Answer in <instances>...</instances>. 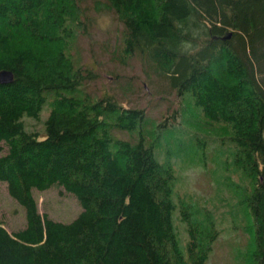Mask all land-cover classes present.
Instances as JSON below:
<instances>
[{"label": "trees", "instance_id": "16d2710c", "mask_svg": "<svg viewBox=\"0 0 264 264\" xmlns=\"http://www.w3.org/2000/svg\"><path fill=\"white\" fill-rule=\"evenodd\" d=\"M85 1L0 0V70L15 75L0 85V182L26 219L14 233L0 222V264H208L219 231L184 210L181 245L175 173L147 137L145 108L82 90L96 76L71 53L93 22ZM91 1L123 25L122 52L142 58L149 81L230 127L234 163L254 181L251 259L264 264V0ZM44 113L42 133L27 127ZM178 117L157 120L158 136ZM55 186L81 206L70 222L39 211L34 191Z\"/></svg>", "mask_w": 264, "mask_h": 264}, {"label": "rangeland", "instance_id": "374dc122", "mask_svg": "<svg viewBox=\"0 0 264 264\" xmlns=\"http://www.w3.org/2000/svg\"><path fill=\"white\" fill-rule=\"evenodd\" d=\"M83 6L88 7L86 13L93 22L88 25L90 33L76 40L71 53L78 66L92 69L96 76L86 81L82 90L93 97L110 91L118 94L125 107L145 108L147 137L151 142L157 140L159 159L175 173L173 218L181 245L184 248L188 241L187 224L181 215L187 210L203 228L214 223L219 231L208 264H254V220L246 205L254 181L234 163L235 145L228 138L230 127L207 119L190 99L166 94L167 88L156 82L165 83L163 79L149 81L142 58L128 57L122 52L123 25L115 15L99 10L91 0ZM175 112L180 124L174 123L171 130L159 137L157 120L163 121ZM47 114L40 121L27 118V127L42 133ZM119 134L136 139V134ZM34 196L39 211L58 221L70 222L81 211L75 196L63 188L35 190ZM0 222L11 233L26 225L22 206L11 197L4 182H0Z\"/></svg>", "mask_w": 264, "mask_h": 264}, {"label": "water", "instance_id": "95a60500", "mask_svg": "<svg viewBox=\"0 0 264 264\" xmlns=\"http://www.w3.org/2000/svg\"><path fill=\"white\" fill-rule=\"evenodd\" d=\"M15 75L12 71L4 69L0 70V85L13 83Z\"/></svg>", "mask_w": 264, "mask_h": 264}, {"label": "clouds", "instance_id": "9594fccd", "mask_svg": "<svg viewBox=\"0 0 264 264\" xmlns=\"http://www.w3.org/2000/svg\"><path fill=\"white\" fill-rule=\"evenodd\" d=\"M181 47L185 52H187L188 50L192 49L193 45L190 41L185 40L181 42Z\"/></svg>", "mask_w": 264, "mask_h": 264}]
</instances>
